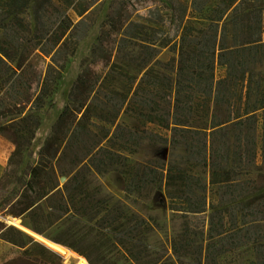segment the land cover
I'll return each instance as SVG.
<instances>
[{
	"label": "trees",
	"instance_id": "obj_1",
	"mask_svg": "<svg viewBox=\"0 0 264 264\" xmlns=\"http://www.w3.org/2000/svg\"><path fill=\"white\" fill-rule=\"evenodd\" d=\"M96 1L0 0V133L14 143L0 184L43 199L48 208L3 196L0 214L26 213L41 234L60 222L50 240L90 264H100L90 250L111 259L104 237L133 263L153 264L149 248L129 238L145 240L152 229L147 219L120 201L111 203L99 185L90 188L92 172L117 169L126 194L162 189L183 217L171 241L174 252L203 264H264V0H121L41 140L36 129L45 100ZM29 5L34 27L23 16ZM137 10H146V21L133 19ZM163 47L177 55L158 58ZM219 65L225 71L217 78ZM149 123L169 133L155 132ZM143 138L184 152L165 163L132 165L123 151L104 144L134 152ZM22 153L27 159L10 176ZM65 157L71 167L61 184L56 163ZM197 166L208 168V180ZM54 209L73 211L98 227L62 218ZM0 234L26 244L12 224ZM50 259L33 263L28 257L29 264H52Z\"/></svg>",
	"mask_w": 264,
	"mask_h": 264
},
{
	"label": "rangeland",
	"instance_id": "obj_2",
	"mask_svg": "<svg viewBox=\"0 0 264 264\" xmlns=\"http://www.w3.org/2000/svg\"><path fill=\"white\" fill-rule=\"evenodd\" d=\"M69 1V0H65ZM77 1V0H75ZM121 0H97L85 13L84 18L87 29L84 33L77 36V42L74 50V54L68 57V60L64 66L61 77L57 80V84L55 85L53 91L48 95V98L45 100V104L42 108V112L40 114L41 120L40 124L36 129V134L41 138V140H45L52 130L53 124L56 121L59 114L62 112L63 107L68 102V92L73 81L76 79L77 74L82 70L83 65L87 61L86 59L90 58V50L94 43L97 41V36L103 28V25L106 22L107 16L114 11V8L117 7L118 3ZM167 2V0H165ZM165 15L167 12V8L163 10ZM75 18H80L76 15L75 12L71 11L70 13ZM23 16L26 21L30 24L31 27H34V16L31 9V5L24 11ZM147 12L146 10H137L133 14L134 20H140L142 22L146 21ZM165 17V16H164ZM154 18V16H153ZM80 31H84L81 29ZM177 55L172 50L168 49V47H163L161 49L158 58L163 60H168L172 56ZM225 71V67L219 65L216 68L215 76L219 78V76L223 75ZM122 119L126 121V123L131 126H138L137 122L127 118L125 114H122ZM148 127L155 132H158L162 135H166L169 132L164 128H161L157 124L149 123ZM258 154L257 159L260 161V137L258 138ZM106 146L112 147L114 150L119 152L123 151L128 158L129 162L133 165L136 162L141 165H150L155 160H159L160 162H166L172 153H183L184 150L182 147H178L174 152L171 147L166 143H155L148 138H143L141 143L136 146L134 152H130L128 150L120 149L117 146L111 145L110 142L104 143ZM14 148V143L8 139L4 134L0 133V177L5 172V166L10 156V152ZM39 148H36V153H38ZM27 159L25 153H22V158L19 163H15L12 167V176L14 173H18L23 163ZM71 160L69 157H65L63 161H58L56 163L57 173H58V181L63 184L61 181L62 178H66V174L63 172L70 169ZM195 171L202 175V177L209 179V171L205 166H197L195 167ZM63 173V174H62ZM89 180L92 182L90 184V188L94 185H99L101 188V193L107 196L108 199L111 200V203L116 201H120L124 207L130 211L134 212L137 215L144 217L151 224L152 229L149 232H145L144 236H146L145 240L136 239L129 237L133 241L141 242L145 244L149 251H151V258H156L157 261L153 264H180L191 263V264H203L196 263L189 256L181 255L174 252L171 249V241L174 237L177 236L178 233L181 232L183 226V217L178 213L173 212L169 207L168 198L162 189H157L155 187H146L140 193H132L131 195L126 194V180L124 179L123 174L117 169H109L107 172L98 174L96 172H92L89 175ZM7 179V178H6ZM11 197L17 200L25 201L34 206H41L44 209H48L46 203L43 199L36 200L32 197L27 196L26 194H22L14 189L13 184H9L8 186L0 184V199L1 197ZM55 210V209H54ZM57 211L62 218H69L71 220L78 221L79 223H84L89 226H97L96 222L93 220H88L83 216H79L73 211ZM14 218V216H3L0 214V232L4 229L5 226L12 224L9 220ZM20 219L23 222H26L31 228L29 217L26 213L21 216L15 217ZM22 231L23 237L26 240V244L24 247H20L14 245L11 241L5 240L0 234V264H29L31 257L33 259L31 262L35 263L39 261V258L47 259L51 258L52 264H80L79 258L82 257L74 250L69 248L70 254L65 256L60 254L56 250L50 249L45 243L41 240H37L30 233L22 230L20 227L16 226ZM61 227L60 222H55L52 224L50 228H48L43 235L50 239L53 234H55L58 229ZM33 229V228H32ZM114 232L110 231V234ZM103 243L107 244V252L109 253V257L111 259H99L97 258V253L94 250H90V253L93 259H96L100 264H135L133 263L126 255L125 251H120L116 245L113 243H107L110 238L104 237ZM84 257V256H83ZM227 260L224 261L225 264Z\"/></svg>",
	"mask_w": 264,
	"mask_h": 264
},
{
	"label": "bare ground",
	"instance_id": "obj_3",
	"mask_svg": "<svg viewBox=\"0 0 264 264\" xmlns=\"http://www.w3.org/2000/svg\"><path fill=\"white\" fill-rule=\"evenodd\" d=\"M9 221L12 222L13 224H15L16 226L20 227L22 230H25L26 232L30 233L37 240H41L44 243H46L50 249H52V250L54 249L57 252H59L60 254H63L65 256H68L70 254L71 250L69 248H67L66 246H64V245H62V244H60L54 240H50L45 235H43L39 232L35 233L33 231V229L26 222H23L20 219L15 218V217L10 219ZM79 262H80V264H90L87 261V259L83 256L79 258Z\"/></svg>",
	"mask_w": 264,
	"mask_h": 264
},
{
	"label": "water",
	"instance_id": "obj_4",
	"mask_svg": "<svg viewBox=\"0 0 264 264\" xmlns=\"http://www.w3.org/2000/svg\"><path fill=\"white\" fill-rule=\"evenodd\" d=\"M61 181H64V178H62L61 179ZM12 225H14L13 223H12ZM34 231V230H33ZM35 232V231H34ZM35 233H37V232H35ZM43 242V241H42ZM44 243V242H43ZM46 244V243H45ZM47 245V244H46Z\"/></svg>",
	"mask_w": 264,
	"mask_h": 264
}]
</instances>
